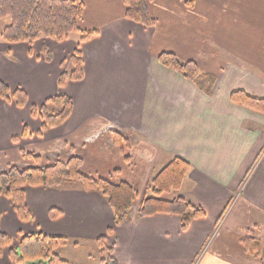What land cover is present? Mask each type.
<instances>
[{
  "label": "crops",
  "instance_id": "0c3cea01",
  "mask_svg": "<svg viewBox=\"0 0 264 264\" xmlns=\"http://www.w3.org/2000/svg\"><path fill=\"white\" fill-rule=\"evenodd\" d=\"M82 1L79 27L96 31L89 39L79 42L75 33L63 41H0V80L27 94L23 107L0 99V172L9 164L34 165L21 151L42 159L76 154L84 173L112 176L142 193L156 170L181 157L190 170L181 189L164 197H184L205 215L182 230L177 215L137 217L135 205L115 226L97 191L28 186L33 219L20 221L0 196V230L26 227L85 243L112 228L107 242L117 264H260L244 253L240 239L253 236L264 245V113L230 95L242 90L264 98V0H194L192 7L185 0H152L147 8L156 22L150 27L125 18L122 0ZM77 46L83 78L58 87ZM161 52L193 60L215 76L211 93L159 63ZM57 93L72 98V112L38 136L40 120L31 106ZM113 131L127 140L122 150ZM50 209L60 213L51 219ZM86 252L87 264H95V245Z\"/></svg>",
  "mask_w": 264,
  "mask_h": 264
},
{
  "label": "trees",
  "instance_id": "16d2710c",
  "mask_svg": "<svg viewBox=\"0 0 264 264\" xmlns=\"http://www.w3.org/2000/svg\"><path fill=\"white\" fill-rule=\"evenodd\" d=\"M122 1L125 18L145 27L155 24L156 21L147 8L152 0ZM193 2L194 0H185V4L189 7L193 6ZM83 7L82 0H0V19L9 18L8 24L0 29V41L31 44L43 37L63 41L75 33L80 34L79 42L89 39L96 34V31L83 30L79 27ZM41 51L45 60L51 59V51L47 47L44 46ZM68 61L70 68L59 74L58 87H62L66 81L83 78V57L79 46L75 47ZM158 61L192 81L201 91L211 93L215 76L202 72L195 61L180 60L171 52H161ZM0 99L13 101L17 107H23L27 103V94L22 88L11 89L0 80ZM230 99L264 113V98L253 97L242 90H237L231 93ZM72 108V98L62 93L48 97L39 106L32 105L31 116L40 120L36 135L41 136L46 130L63 124L70 116ZM111 134L114 143L121 150L128 145L122 134L115 131ZM26 135L27 130L24 128L21 137ZM21 154L34 162V165L26 167L7 165L0 172V196L10 201L13 211L22 222L33 219L25 199V188L28 186L59 188L79 186L83 190L97 191L111 208L115 226L120 225L127 218L134 204H136L137 217L160 213L177 215L182 230H185L194 219L205 215L201 206L193 205L184 197H164L165 194L181 189L183 180L190 170L189 162L181 157H174L156 170L148 179L143 192L139 194L126 181H114L112 176H93L84 173L81 169L83 159L79 155L73 154L62 159L57 158L50 164H41L40 157L35 153L21 151ZM117 173L118 170L113 171V174L117 175ZM59 213L57 209H50L49 217L53 219ZM111 232L112 228H109L105 235L94 240L98 264H117L113 255V245L107 242ZM240 242L245 254L264 264V245L258 238L245 236ZM68 245L77 248L80 244L71 242L65 236L36 232L22 236L18 245L14 247L11 236L0 230V258L6 252L10 264H75L59 254V250Z\"/></svg>",
  "mask_w": 264,
  "mask_h": 264
},
{
  "label": "rangeland",
  "instance_id": "374dc122",
  "mask_svg": "<svg viewBox=\"0 0 264 264\" xmlns=\"http://www.w3.org/2000/svg\"><path fill=\"white\" fill-rule=\"evenodd\" d=\"M8 22H9V18H2V19H0V29H3V27L5 25H7ZM32 153H35V152H32ZM35 154L40 157L41 164H50L53 160H55L57 158H61V159L62 158H65V157H62V156H59V157L58 156L57 157L53 156V157H48V159H46V158L45 159H42L39 154H37V153H35ZM139 194H141V193H139ZM135 205L136 204H134L133 206H135ZM22 231H23L22 233L21 232L7 233V234H9L11 236V238H12V245L14 247L18 245V242H19V240H20V238L22 236H24L25 234L30 233L28 231H31V229L25 227V228H23ZM78 244H80V246L82 245L84 249H77V250H75V249L72 248L71 245H68V246H66L63 249H60L59 250V254L63 258L70 259V260H73V261H77L79 264H84V263L87 264V262L85 261L86 260V255H87V252L86 251H90L91 252L92 245H94V241L91 242V240L90 241L89 240H86L85 243L84 242H79ZM93 260H94L93 263H95V261H96L95 264H98V261L96 259H93ZM8 262H9V260L7 258L6 252H5V253H3V255L0 258V264H9ZM90 262H92V261H90Z\"/></svg>",
  "mask_w": 264,
  "mask_h": 264
}]
</instances>
